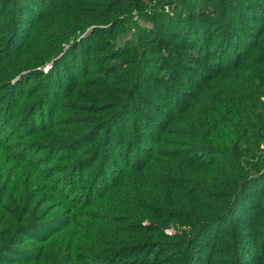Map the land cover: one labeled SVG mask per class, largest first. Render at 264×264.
<instances>
[{"label":"trees","instance_id":"obj_1","mask_svg":"<svg viewBox=\"0 0 264 264\" xmlns=\"http://www.w3.org/2000/svg\"><path fill=\"white\" fill-rule=\"evenodd\" d=\"M0 264H264V0H0Z\"/></svg>","mask_w":264,"mask_h":264},{"label":"rangeland","instance_id":"obj_2","mask_svg":"<svg viewBox=\"0 0 264 264\" xmlns=\"http://www.w3.org/2000/svg\"><path fill=\"white\" fill-rule=\"evenodd\" d=\"M170 11H167V13H169ZM141 24H143V25H145V26H147V27H150L151 25L150 24H148V23H146V22H144V21H142V20H140L139 21ZM87 33V32H86ZM83 36H81L80 38H82ZM125 39H129V34L128 35H126V37H125ZM80 39H78L77 40V42L79 41ZM45 69V68H44ZM42 71H45V70H42ZM48 70H46L45 71V73L47 72ZM33 81H30V83H32ZM59 92H58V90H56V91H54V93H53V96L49 99L50 100V104H51V106L53 107V108H56V107H58L59 106V103H61L62 102V98L60 97L59 98V101H54V95L55 94H58ZM58 112V111H57ZM155 115V117H157V118H160L161 119V117L159 116V115H157V114H154ZM118 153V152H117ZM124 159H126V162H127V160L129 159V156H127V154H126V156H125V158ZM124 159H121V162L124 160ZM116 166L117 167H121V163L119 162V161H116Z\"/></svg>","mask_w":264,"mask_h":264},{"label":"water","instance_id":"obj_3","mask_svg":"<svg viewBox=\"0 0 264 264\" xmlns=\"http://www.w3.org/2000/svg\"><path fill=\"white\" fill-rule=\"evenodd\" d=\"M92 29H93V27L89 28V29L87 30V32L91 31ZM51 65H52V63L48 64V65L45 67L44 70H45V71L48 70V69L51 67Z\"/></svg>","mask_w":264,"mask_h":264}]
</instances>
